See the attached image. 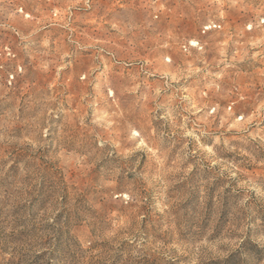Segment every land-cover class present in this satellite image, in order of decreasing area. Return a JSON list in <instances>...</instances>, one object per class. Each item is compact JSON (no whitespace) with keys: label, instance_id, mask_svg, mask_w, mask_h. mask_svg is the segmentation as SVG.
<instances>
[{"label":"rangeland","instance_id":"rangeland-1","mask_svg":"<svg viewBox=\"0 0 264 264\" xmlns=\"http://www.w3.org/2000/svg\"><path fill=\"white\" fill-rule=\"evenodd\" d=\"M0 264H264V0H0Z\"/></svg>","mask_w":264,"mask_h":264},{"label":"built area","instance_id":"built-area-1","mask_svg":"<svg viewBox=\"0 0 264 264\" xmlns=\"http://www.w3.org/2000/svg\"><path fill=\"white\" fill-rule=\"evenodd\" d=\"M216 28H221V24L220 23H216V22H211L209 24H206L203 27V32L210 31V30L216 29ZM183 47H184L185 50L187 49L186 45H184Z\"/></svg>","mask_w":264,"mask_h":264}]
</instances>
